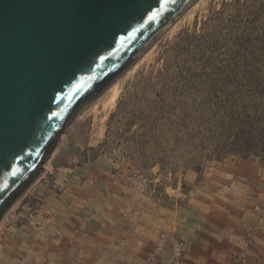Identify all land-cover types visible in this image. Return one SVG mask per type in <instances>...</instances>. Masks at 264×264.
Instances as JSON below:
<instances>
[{
	"label": "rangeland",
	"instance_id": "1",
	"mask_svg": "<svg viewBox=\"0 0 264 264\" xmlns=\"http://www.w3.org/2000/svg\"><path fill=\"white\" fill-rule=\"evenodd\" d=\"M137 62L2 216L0 264H192L218 191H264V0H198Z\"/></svg>",
	"mask_w": 264,
	"mask_h": 264
},
{
	"label": "water",
	"instance_id": "2",
	"mask_svg": "<svg viewBox=\"0 0 264 264\" xmlns=\"http://www.w3.org/2000/svg\"><path fill=\"white\" fill-rule=\"evenodd\" d=\"M197 0H0V219L77 113Z\"/></svg>",
	"mask_w": 264,
	"mask_h": 264
},
{
	"label": "crops",
	"instance_id": "3",
	"mask_svg": "<svg viewBox=\"0 0 264 264\" xmlns=\"http://www.w3.org/2000/svg\"><path fill=\"white\" fill-rule=\"evenodd\" d=\"M252 182L245 180L241 203L225 194L235 186L218 191L210 202L216 212L209 211L210 218L197 225L188 245L192 264H264V191L259 182L255 195Z\"/></svg>",
	"mask_w": 264,
	"mask_h": 264
},
{
	"label": "bare ground",
	"instance_id": "4",
	"mask_svg": "<svg viewBox=\"0 0 264 264\" xmlns=\"http://www.w3.org/2000/svg\"><path fill=\"white\" fill-rule=\"evenodd\" d=\"M198 1V0H197ZM196 1V2H197ZM196 2H195V4H196ZM195 4H193L191 7H189L183 14H182V16L183 17H185V14L187 13V12H189L190 10H191V8H193L194 7V5ZM179 19V18H178ZM174 26V25H173ZM172 26V27H173ZM171 27V28H172ZM151 49V48H150ZM138 61V60H137ZM136 61V62H137ZM136 62L134 63V64H132V65H134V66H131L129 69H131L132 68V70H134L136 67H137V64H138V62H137V64H136ZM136 64V65H135ZM129 73V72H128ZM119 79L117 80V81H115L110 87H109V89H108V99H107V101H106V107H108V108H111L114 104H115V102H116V99H117V97L119 96V94H120V83H119Z\"/></svg>",
	"mask_w": 264,
	"mask_h": 264
},
{
	"label": "built area",
	"instance_id": "5",
	"mask_svg": "<svg viewBox=\"0 0 264 264\" xmlns=\"http://www.w3.org/2000/svg\"><path fill=\"white\" fill-rule=\"evenodd\" d=\"M185 253V246L181 241H175L172 246V261L170 264H185L183 256ZM243 262L245 259L242 260Z\"/></svg>",
	"mask_w": 264,
	"mask_h": 264
}]
</instances>
